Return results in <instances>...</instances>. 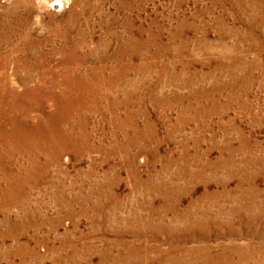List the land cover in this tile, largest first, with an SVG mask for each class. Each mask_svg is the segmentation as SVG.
Masks as SVG:
<instances>
[{"label":"rangeland","instance_id":"rangeland-1","mask_svg":"<svg viewBox=\"0 0 264 264\" xmlns=\"http://www.w3.org/2000/svg\"><path fill=\"white\" fill-rule=\"evenodd\" d=\"M247 24L235 0H0V135L7 136L0 149L5 152L0 151V235L8 230V235L17 236L21 223L37 225L25 228L20 239L4 238L0 264H114L109 259L101 263L100 256L124 255L133 245L138 248L133 255L140 257L137 262L143 257L145 264H170L162 254L171 248L169 237L142 232L138 220L164 204L160 192L152 189L164 185L169 190L192 187L181 198L179 210L203 208L213 215L224 209L221 219L235 224L233 232L215 231L218 236L203 240L190 237L185 247L246 244L256 248L251 262L264 264V230L248 231L244 222L264 218L257 212L260 206L253 207L254 216L253 211L238 209L240 203L230 200L234 196L197 201L204 192H221V172L207 173L204 183L180 174L186 166L196 170L192 156L214 167L221 156H228L223 147L240 149L242 141L250 152L247 159L264 161V47H252L255 32ZM219 64L235 71L238 84L233 88L221 89L234 74L221 72ZM6 77L7 90L1 83ZM232 95L238 102H228ZM27 133L38 138L26 141ZM55 133L71 136L60 139ZM239 151L236 167L245 156ZM249 167L250 175L258 172L257 164ZM238 183L236 177L225 183L230 195ZM254 183L264 193V172ZM230 210L234 212L228 217ZM191 214L187 218L194 217ZM157 216L151 217L152 224ZM172 217L165 215V224ZM19 244L25 246L24 263L12 254ZM5 250L10 253L7 259Z\"/></svg>","mask_w":264,"mask_h":264},{"label":"bare ground","instance_id":"bare-ground-1","mask_svg":"<svg viewBox=\"0 0 264 264\" xmlns=\"http://www.w3.org/2000/svg\"><path fill=\"white\" fill-rule=\"evenodd\" d=\"M59 1V0H58ZM235 3H237V10L240 12V13H244V19L247 21V23L249 24V29L251 31H254L255 32V35H253L251 41H252V44H253V48H255L256 50L260 51L263 49L264 47V0H260V1H257V0H251V2H247L245 3V0H235ZM83 9V8H82ZM85 13V12H84ZM237 13V12H236ZM133 15V14H132ZM131 15V16H132ZM80 16V15H79ZM74 17V16H73ZM18 21V20H17ZM201 23V22H200ZM234 23V22H233ZM247 24V25H248ZM68 25V24H67ZM227 27V26H226ZM8 28V27H7ZM19 28V27H18ZM72 28V26H71ZM1 29V28H0ZM193 29V28H192ZM246 29V28H245ZM70 30V29H69ZM76 30V29H75ZM129 30V29H127ZM66 31V30H65ZM156 31V30H155ZM239 31V30H238ZM57 33V32H55ZM67 33V31H66ZM82 33V32H81ZM249 33V32H248ZM65 34V33H64ZM69 34V33H67ZM254 34V33H253ZM70 35V34H69ZM251 35V34H250ZM10 36V35H9ZM71 36V35H70ZM246 36V35H245ZM119 37V36H118ZM129 37V36H128ZM59 38V37H58ZM113 39V38H112ZM116 39V38H115ZM151 39V38H150ZM200 39V38H199ZM237 39V38H236ZM60 40V39H59ZM76 40V39H75ZM87 40V39H86ZM85 40V41H86ZM121 40V39H120ZM209 40V39H208ZM218 40V39H217ZM73 41V40H72ZM246 42V41H245ZM130 44V43H129ZM181 44V43H180ZM250 46H251V42L249 43ZM66 45V44H65ZM72 45V44H71ZM183 45V44H182ZM217 45V44H216ZM76 46V45H75ZM79 46V45H78ZM62 47V46H61ZM71 47V46H70ZM138 47V46H137ZM236 47V46H235ZM75 48V47H74ZM211 48V47H210ZM239 48V47H238ZM254 49V50H255ZM18 50V49H17ZM68 50V48H67ZM66 50V51H67ZM73 50V48H72ZM80 50V49H79ZM252 50V49H251ZM104 51V50H103ZM74 52V51H73ZM81 52V51H80ZM123 52V51H122ZM65 53V52H64ZM28 54V53H27ZM126 54V53H125ZM79 55V54H78ZM210 55V54H209ZM212 55V54H211ZM224 55V54H223ZM9 56V55H8ZM36 56V55H35ZM60 56V55H59ZM253 56V55H252ZM3 57V56H2ZM78 57V56H77ZM235 57V56H234ZM5 58V57H4ZM55 58V57H54ZM87 58V57H86ZM7 59V58H6ZM145 59V58H144ZM71 60V59H70ZM76 60V59H75ZM99 60V59H98ZM217 61V60H216ZM7 62V61H6ZM39 62V61H38ZM66 62V61H65ZM69 62V61H68ZM94 62V61H93ZM233 62H235V60H233ZM79 63V62H78ZM153 63V62H152ZM241 63V62H240ZM239 63V64H240ZM3 65V63H1ZM12 64V63H11ZM83 64V63H82ZM87 64V63H86ZM115 64V63H114ZM231 64V63H230ZM8 65V64H7ZM81 65V64H80ZM89 65V64H88ZM99 65V64H98ZM101 65V64H100ZM23 66V65H22ZM58 66V65H57ZM77 66V64H76ZM216 66V65H215ZM240 66V65H239ZM261 66V65H260ZM11 67V65H10ZM65 67V65H64ZM113 67V66H112ZM219 69L221 72H224L226 73L227 75H231V74H234V77L232 80V82L230 84H227L225 85L224 83L220 85L221 89H225V88H230L232 86V88L234 87V85H237L238 84V80H237V77L235 75V71H233L230 66L229 67H225L224 65H218ZM237 67V66H236ZM244 67V66H243ZM4 68V67H3ZM74 68V67H73ZM79 68V66H78ZM82 68V67H80ZM84 68V67H83ZM107 68V67H106ZM234 68V67H233ZM242 68V67H241ZM254 68V67H253ZM75 69V68H74ZM237 69V68H236ZM239 69V68H238ZM245 69V68H244ZM258 69V68H257ZM3 70V69H2ZM93 70V69H92ZM250 70V69H248ZM246 69V71H248ZM83 71V70H82ZM96 71V70H95ZM109 71V70H108ZM246 71H242V72H246ZM238 72V71H237ZM252 72V71H251ZM1 73V71H0ZM3 73V72H2ZM72 73V72H71ZM75 73V72H74ZM102 73V72H100ZM104 73V72H103ZM36 74V73H35ZM66 74V73H65ZM68 74V73H67ZM80 74V73H79ZM85 74V73H83ZM87 74V73H86ZM85 74V75H86ZM95 74V73H94ZM93 74V75H94ZM243 74V73H241ZM58 75V74H57ZM64 75V74H63ZM98 75V74H96ZM103 75V74H102ZM112 75V74H111ZM247 75V74H246ZM15 76V74H14ZM27 76V75H26ZM33 76V75H32ZM73 76V75H72ZM72 76H69V77H72ZM87 76V75H86ZM142 76V75H141ZM249 76V75H248ZM254 76V75H253ZM36 77V76H35ZM59 77V76H58ZM244 77V76H243ZM39 78V77H38ZM87 78V77H86ZM99 78V77H98ZM251 78V77H250ZM14 79V78H13ZM32 79V78H31ZM104 78H102L103 80ZM134 79V78H133ZM137 79V78H136ZM242 79V78H241ZM1 80V79H0ZM33 80V79H32ZM31 80V81H32ZM101 80V81H102ZM144 80V79H143ZM10 82V79L9 78H5L1 81L2 83V86L4 88H6L5 90L9 89V84ZM12 82V81H11ZM35 82V81H34ZM106 82V81H105ZM13 83V82H12ZM31 83V82H29ZM75 83V82H74ZM136 83V82H135ZM43 84V83H41ZM100 84V83H99ZM137 84V83H136ZM220 84V83H219ZM247 84V82H246ZM251 84V83H250ZM13 85V84H12ZM66 85V84H65ZM73 85V84H72ZM217 85V84H216ZM215 85V86H216ZM263 85V84H262ZM19 86V85H18ZM77 86V85H76ZM95 86V85H93ZM103 86V85H102ZM219 86V85H218ZM23 87V86H22ZM97 87V86H95ZM105 87V86H104ZM1 88V87H0ZM13 88V87H12ZM39 88V87H38ZM74 88V87H73ZM103 88V87H102ZM116 88V87H115ZM216 88V87H215ZM227 89V90H228ZM14 90V89H13ZM75 90V89H74ZM96 90V89H94ZM99 90V89H98ZM118 90V89H117ZM92 91V90H91ZM130 91V90H129ZM87 92V91H86ZM111 92V91H110ZM74 93V92H73ZM10 94V93H9ZM16 94V93H15ZM88 94V93H87ZM86 94V95H87ZM102 94V93H101ZM11 95V94H10ZM18 95V94H17ZM64 95V94H63ZM78 95V94H77ZM94 95V94H93ZM97 95V94H96ZM76 96V95H75ZM236 96V95H235ZM232 95V97L229 98V103H233V102H238L237 98ZM105 97V95H104ZM115 97V96H114ZM131 97V96H130ZM50 98V97H49ZM72 98V97H71ZM97 98V97H96ZM165 98V97H164ZM53 99V98H52ZM87 99V98H86ZM90 99V98H89ZM95 99V98H94ZM64 100H65V97H64ZM93 100V99H92ZM100 100V98H99ZM106 100V99H105ZM114 100V99H113ZM139 100V99H138ZM83 101V100H82ZM103 101V100H102ZM120 101V100H119ZM9 102V101H8ZM12 102V101H10ZM94 102V101H93ZM63 103V101H62ZM10 104V103H9ZM107 104V103H106ZM105 104V105H106ZM112 104V103H111ZM8 105V104H7ZM67 105V104H66ZM79 105V103H78ZM84 105V104H83ZM114 105H117V103H115ZM128 105V104H126ZM135 105V104H134ZM4 106V105H3ZM24 106V105H23ZM108 106V105H106ZM22 107V106H21ZM20 107V108H21ZM70 107V106H69ZM78 107V106H77ZM82 107V106H81ZM101 107V106H99ZM121 107V106H120ZM126 107V106H125ZM128 107V106H127ZM133 107V106H132ZM166 107V106H165ZM244 107V105H243ZM12 108V106H11ZM10 108V109H11ZM15 108V107H14ZM24 108V107H23ZM63 108V107H61ZM80 108V107H79ZM84 108V107H82ZM95 108V106H94ZM97 108V107H96ZM95 108V109H96ZM107 109V107H105ZM104 108V109H105ZM113 108V107H112ZM118 108V107H117ZM2 109V108H1ZM119 109V108H118ZM124 109V108H123ZM129 109V108H128ZM186 109V108H185ZM84 110V109H82ZM99 110V109H98ZM2 111V110H1ZM4 111V110H3ZM9 111V110H8ZM15 111V110H14ZM22 111V110H21ZM92 111V110H90ZM95 111V110H94ZM104 111V110H103ZM115 111V110H114ZM119 111V110H118ZM56 112V111H55ZM89 111H87L88 113ZM106 112V111H105ZM125 112V111H124ZM135 112V111H134ZM30 113V112H29ZM71 113V112H70ZM75 113V112H73ZM86 113V114H87ZM119 113V112H118ZM129 113V112H128ZM137 113V112H136ZM136 113H135V116H136ZM57 114V113H56ZM133 114V113H132ZM84 115V114H83ZM93 115V114H92ZM106 115V114H105ZM113 115V114H112ZM2 116V115H1ZM6 116V115H5ZM17 116V115H16ZM15 116V117H16ZM98 116V115H97ZM8 117V116H6ZM5 117V118H6ZM24 117V116H23ZM67 117V116H66ZM91 117V116H90ZM112 117V116H111ZM115 117V116H114ZM132 117V116H131ZM146 117V116H145ZM10 118V117H9ZM72 118V117H71ZM100 118V117H99ZM103 118V117H102ZM13 119V118H12ZM21 119V118H20ZM78 119V118H76ZM86 119V117H85ZM123 119V118H122ZM72 120V119H71ZM105 120V119H104ZM120 120V119H119ZM129 120V119H128ZM80 121V120H79ZM112 121V120H111ZM118 121V120H117ZM133 121V120H132ZM69 122V121H68ZM76 122V121H75ZM124 122V121H123ZM47 123V122H46ZM81 123V122H80ZM98 123V122H97ZM105 123V121H104ZM107 123V121H106ZM116 123V122H115ZM114 123V125H115ZM122 123V122H120ZM4 124V123H3ZM9 124V123H8ZM61 124V123H60ZM70 124V123H69ZM74 124V123H73ZM102 124V123H101ZM132 124V122H131ZM150 124V123H149ZM22 125V124H21ZM62 125V124H61ZM79 125V124H78ZM127 125V124H125ZM129 125V124H128ZM137 125V124H136ZM5 126V125H4ZM65 126V125H64ZM63 126V127H64ZM91 126V124H90ZM131 126V125H130ZM57 127V126H56ZM89 127V126H88ZM107 127V126H106ZM126 127V126H125ZM38 128V127H37ZM74 128V127H73ZM103 128V127H102ZM112 128V127H111ZM119 128V127H118ZM3 129V128H2ZM59 129V127H58ZM61 129V128H60ZM63 129V128H62ZM81 129V128H80ZM133 129V128H132ZM149 129V128H148ZM5 130V129H4ZM74 130V129H73ZM90 130V129H88ZM109 130V129H108ZM15 131V130H14ZM56 131V130H55ZM68 131V130H67ZM148 131V130H147ZM150 131V130H149ZM33 132V131H31ZM42 132V131H41ZM62 132V131H61ZM71 132V131H70ZM77 132V131H75ZM88 132V131H86ZM107 132V131H105ZM112 132V131H111ZM119 132V131H118ZM121 132V131H120ZM136 131H134V136H136L135 138H139L138 134L136 135ZM9 133V132H8ZM43 133V132H42ZM73 133V132H72ZM96 133V132H95ZM21 134V133H20ZM45 134V133H44ZM54 133H52L51 135H53ZM79 134V132H78ZM97 134V133H96ZM105 134V133H104ZM104 134L102 136H104ZM107 134V133H106ZM124 134V133H123ZM126 134V133H125ZM150 134V133H149ZM148 134V135H149ZM37 134H32V133H27L24 137V139L26 141H29L30 139H34L35 136ZM42 135V134H41ZM55 135H57L60 139H66L68 138L69 136H71V134H57L55 133ZM76 135V133H75ZM80 135V134H79ZM91 135V134H90ZM101 135V133H100ZM18 136V134H17ZM47 136V135H46ZM56 136V137H57ZM113 136V135H112ZM122 136V135H121ZM124 136H127V135H124ZM133 136V135H132ZM7 137V136H5ZM4 137L3 134L0 135V149L3 147L2 144L4 141H6V138ZM42 137V136H41ZM55 137V138H56ZM83 137V136H81ZM89 137V136H88ZM94 137V136H93ZM107 137V136H106ZM117 137V136H116ZM119 137V136H118ZM13 138V137H12ZM38 138V137H37ZM47 138H52L53 140L55 141H58L60 142L59 140H56L55 138H53L52 136H49ZM74 138V137H73ZM72 138V139H73ZM99 138V137H98ZM23 139V140H24ZM46 139V138H45ZM75 139V138H74ZM100 139V138H99ZM110 139V138H109ZM125 139V138H124ZM151 139V137H150ZM15 140V139H14ZM48 140V139H47ZM46 140V141H47ZM52 140V141H53ZM80 140V139H79ZM113 139H111L112 141ZM117 140V139H116ZM121 140V139H120ZM123 140V139H122ZM129 140V139H128ZM136 140V139H135ZM37 141V140H35ZM45 141V140H44ZM63 141V140H62ZM99 141V140H98ZM102 141V140H101ZM127 141V139H126ZM20 142V141H19ZM30 142V141H29ZM73 142V141H72ZM87 142V141H86ZM128 142V141H127ZM42 145L44 144L43 142H41ZM99 143V142H98ZM122 143V142H121ZM130 143V142H129ZM140 143V142H139ZM240 149H235L234 147L231 148L229 145L226 146V147H223L222 149L225 150L228 154L227 157H220L217 164L214 166V167H208L206 164H200L198 162V159L197 157H194L192 156L190 159L193 160V164H196V170H190V167L186 166L184 167L181 171H180V174H184V175H190L192 177H196L197 178V181L198 183H204L206 182L203 177L205 175L210 174L212 172L214 173H219L221 172L222 174V179L221 181H219V186L221 187V192L217 193V194H209L208 192H204L199 198H197L196 200L197 201H204V200H207L208 198H221V199H224L225 196L230 199L231 197H235V199H230L232 202L235 201V202H239L240 203V206L238 209H243L245 212H248L250 213L251 211H253V207L259 205L260 206V211H257L259 214L261 215H264V193L261 192L254 184V182H256V179L258 176H260V174H262L264 172V161H262V163L260 161L257 160H254V159H251V157L249 159H247L246 155H250V152L249 151H246L245 149V141H242L240 142ZM26 144V143H25ZM51 144V143H50ZM55 144V143H54ZM73 144V143H71ZM104 144V142H103ZM112 144V143H111ZM124 144V143H123ZM138 144V143H137ZM57 145V144H56ZM60 145V144H59ZM63 145V144H61ZM106 145V144H105ZM109 145V144H108ZM121 145V144H120ZM135 145V144H134ZM11 146V145H10ZM15 145H13L14 147ZM41 146V145H40ZM64 146V145H63ZM70 146V145H69ZM100 146V145H99ZM127 146V145H125ZM136 146V145H135ZM12 147V146H11ZM18 147V146H17ZM26 147V146H25ZM65 147V146H64ZM247 147V146H246ZM29 148V147H28ZM73 148V147H72ZM116 148V147H115ZM125 148V147H124ZM5 149V148H4ZM21 149V148H20ZM76 149V148H75ZM95 149V148H94ZM111 149V148H110ZM114 149V148H113ZM112 149V151H113ZM130 149V148H129ZM251 149V148H250ZM37 150V149H36ZM35 150V151H36ZM68 150V149H67ZM241 151L243 150V155H245L241 160V163H239L240 165L238 167H236L234 165V157L236 156V152L237 151ZM249 150V149H248ZM255 150V149H254ZM1 152H4L2 150H0ZM6 151V150H5ZM72 151V150H71ZM115 151V150H114ZM118 151V150H117ZM127 151V150H126ZM239 151V152H240ZM12 152V151H10ZM19 152V151H18ZM16 152V153H18ZM73 152V151H72ZM82 152V151H81ZM98 152V151H97ZM5 153V152H4ZM55 153V152H54ZM83 153V152H82ZM99 153V152H98ZM118 153V152H117ZM13 154V153H12ZM106 154V153H105ZM120 154V153H119ZM122 154V153H121ZM238 154V153H237ZM241 154V153H240ZM252 154V153H251ZM8 155V154H7ZM10 155V154H9ZM57 155V154H56ZM77 155V154H76ZM108 155V154H106ZM130 155V154H129ZM183 155V154H182ZM254 155V154H253ZM79 156V155H78ZM92 156V155H91ZM127 156V155H126ZM125 156V157H126ZM179 156V155H178ZM11 157V155L9 156V158ZM108 157V156H107ZM111 157V156H110ZM190 157V156H189ZM129 158V157H128ZM187 158V157H186ZM35 159V158H34ZM48 159V158H47ZM124 159V158H123ZM127 159V157H126ZM131 159V158H130ZM133 159V158H132ZM165 159V158H164ZM171 159V158H170ZM33 160V159H32ZM90 160V159H89ZM182 160V159H181ZM186 160V159H185ZM108 161V160H107ZM120 161V160H119ZM131 161V160H130ZM134 161V160H133ZM166 161V160H165ZM170 161V160H169ZM173 161V159H172ZM30 162V161H29ZM92 162V161H91ZM122 162V161H121ZM179 162V161H178ZM182 162V161H181ZM174 163H176V161L174 160ZM3 162H0V165H2ZM32 164V162H31ZM54 164V163H53ZM96 164V163H95ZM103 164V163H102ZM123 164V163H122ZM128 164V163H127ZM130 164V163H129ZM172 163H170L171 165ZM182 164H184V162H182ZM186 164V163H185ZM253 164H257L258 167H256V171H258L257 173H254L253 175H250L249 174V171H248V168H250L249 166H252ZM9 165V164H8ZM22 165V164H21ZM116 165V164H115ZM126 165V164H125ZM132 165V164H131ZM191 165V164H190ZM26 166V165H25ZM124 166V164H123ZM182 166V165H181ZM193 166V165H192ZM22 167V166H21ZM131 167V166H130ZM129 167V168H130ZM168 167H169V164H168ZM172 167V166H171ZM26 168V167H25ZM177 168V167H176ZM21 169V168H20ZM92 169V168H91ZM119 169V168H117ZM131 169V168H130ZM29 170V169H28ZM35 170V169H34ZM93 171V170H92ZM179 171V170H178ZM183 171V172H182ZM18 172V171H17ZM35 172V171H34ZM42 172V171H41ZM97 172V171H96ZM114 172V171H113ZM118 172V171H117ZM7 173V172H6ZM26 173V172H24ZM39 173V171H38ZM47 174V172H45ZM61 173V172H60ZM101 173V172H100ZM99 173V174H100ZM131 173V172H130ZM179 173V172H178ZM177 173V175H178ZM27 174V173H26ZM96 174V173H95ZM98 174V175H99ZM134 174V173H133ZM4 175V173H3ZM16 175V174H15ZM14 175V176H15ZM25 175V174H24ZM136 175V174H135ZM19 176V175H17ZM33 176V175H32ZM59 176V175H58ZM86 176V175H85ZM84 176V177H85ZM28 177V176H27ZM180 177V176H179ZM183 177V176H182ZM237 178V180L239 181L238 185L236 188H233V193L230 195V193L227 191V186H226V182H228L230 179L232 178ZM9 178V177H8ZM17 178V177H16ZM31 178V177H30ZM14 179V178H13ZM34 179V178H33ZM32 179V180H33ZM40 179V178H39ZM134 179V178H133ZM15 180V179H14ZM27 180V179H26ZM99 180V179H98ZM136 180V179H134ZM38 181V180H37ZM93 181V180H92ZM138 181V180H137ZM18 182V180H17ZM101 182V181H100ZM99 182V183H100ZM195 182V183H196ZM29 183V180L28 182ZM38 183V182H37ZM105 183V182H104ZM108 183V182H106ZM144 183V182H143ZM149 183V182H148ZM151 183V182H150ZM175 183V182H174ZM10 184V183H9ZM31 184V183H30ZM36 184V183H35ZM103 184V183H102ZM111 184V183H110ZM165 184V183H164ZM163 184V185H164ZM244 184H247L248 186H246L247 188H244ZM16 185V184H15ZM32 185V184H31ZM37 185V184H36ZM94 185V184H93ZM145 185V184H143ZM148 185V184H147ZM146 185V186H147ZM161 185V186H163ZM22 186V185H21ZM27 186V185H26ZM158 186V185H157ZM172 184L169 185V187L171 188ZM13 187V186H12ZM96 187V186H94ZM181 187V186H180ZM184 187V186H183ZM15 188V187H14ZM17 188V187H16ZM32 188V187H31ZM30 188V189H31ZM106 188H107V185H106ZM151 188V187H150ZM182 188V187H181ZM192 188V187H191ZM190 187H188V189H185V188H182V189H178L176 188L175 189H170L168 188V185H164L163 187H155V188H152L156 191H159L160 192V195L163 197L164 199V204L160 207V209H158L157 211L156 210H153L152 213L153 215H150V216H147L145 218L143 217H140L138 220H139V224H140V229L142 230V232H151L150 235H154V236H160V235H164L165 238L168 236L169 238H167L166 241L170 242V245H171V248L169 247L168 249H170L169 251H167L166 253L162 252V254L164 255V257L166 256V259L165 261L170 264H255L256 261L254 262H251L253 261V250L256 249V248H253V247H250V246H234V245H221L219 247H206V246H201V245H196V246H193L192 248H187L185 247L184 245V242L187 241L188 238L190 237H193V239L195 240H203L205 238H208L209 236L211 235H216L218 236L219 234L215 233V231H220V230H225L227 232H233L234 229H235V224L234 222L232 221V219L230 220H222L221 217H224L225 214H224V209H223V213L221 211V209H217L218 211L215 212L213 215H210L209 214V210H206L204 212V209L203 208H189V209H181L179 210L178 208H180L181 206V198L183 196H187L189 195V190H191ZM13 189V188H12ZM18 189V188H17ZM23 189V188H22ZM46 189V188H45ZM82 189V188H81ZM97 189V188H96ZM101 189V188H100ZM99 187H98V190H100ZM104 189V188H103ZM147 189V188H146ZM59 190V189H58ZM90 190V189H89ZM108 189H106L105 191H107ZM3 191V190H1ZM6 191V190H5ZM20 192V190H18ZM31 191V190H30ZM39 191V190H38ZM45 191V190H44ZM70 191V190H69ZM95 191V190H94ZM94 191L90 192V193H93ZM101 191V190H100ZM112 191V190H111ZM16 192V191H14ZM26 192V191H25ZM109 192V191H108ZM154 192V191H153ZM55 193V192H54ZM57 193V192H56ZM76 193V192H75ZM80 193V192H79ZM97 193V192H96ZM99 193V192H98ZM6 194V193H5ZM9 194H11L9 192ZM103 194V193H102ZM109 194V193H108ZM235 194V195H234ZM22 195V194H21ZM24 195V194H23ZM50 195V194H49ZM57 195V194H56ZM89 195V194H87ZM95 195V194H94ZM107 195V194H106ZM105 195V196H106ZM230 195V196H228ZM7 196V195H5ZM55 196V195H54ZM80 196V194H79ZM8 197V196H7ZM32 197V196H30ZM39 197V196H38ZM108 197V196H107ZM18 198V197H17ZM24 198V197H23ZM28 198V197H27ZM37 198V197H36ZM54 198V197H53ZM60 198V197H59ZM85 198V196H84ZM89 198V197H88ZM97 198V197H96ZM104 198V197H103ZM4 199V198H3ZM13 199V198H12ZM56 199V198H55ZM72 199V198H71ZM101 199V198H99ZM59 200V199H58ZM64 200V199H63ZM62 200V201H63ZM105 200V199H104ZM107 200V199H106ZM216 200V199H215ZM4 201V200H3ZM36 201V200H35ZM68 201V199H67ZM71 201V200H70ZM75 201V200H74ZM79 201V200H78ZM83 201V200H82ZM86 201V200H85ZM90 201V200H89ZM113 201V199H112ZM193 201V200H192ZM229 201V200H228ZM8 202V201H7ZM16 202V201H15ZM104 202V201H103ZM29 203V202H28ZM74 203V202H73ZM77 203V202H76ZM80 203V202H79ZM225 203V202H224ZM223 203V204H224ZM228 203V202H227ZM19 204V203H18ZM26 204V203H25ZM69 204V203H68ZM86 204V203H85ZM84 204V205H85ZM97 204V202H96ZM95 204V206H96ZM101 204V203H100ZM230 204V203H229ZM236 204V203H235ZM234 204V205H235ZM78 205V204H77ZM83 205V204H82ZM92 205V204H91ZM110 205V204H109ZM13 206V205H12ZM21 206V205H20ZM26 206V205H25ZM63 206V205H62ZM66 206V204H65ZM94 206V207H95ZM108 206V205H107ZM112 206V205H111ZM138 206V205H137ZM150 205H148L149 207ZM199 206V205H198ZM1 207V206H0ZM30 207V206H29ZM80 207V206H79ZM86 207V206H85ZM84 207V208H85ZM90 207V206H89ZM105 207V206H104ZM109 207V206H108ZM196 207V206H195ZM224 207V206H223ZM83 208V209H84ZM111 208V207H110ZM109 208V209H110ZM219 208V207H218ZM228 208V207H227ZM68 209V208H67ZM90 209V208H89ZM234 209V208H233ZM3 210V208H2ZM72 210V209H71ZM82 210V209H81ZM95 210V209H94ZM114 210V209H113ZM31 211V210H29ZM69 211V210H68ZM73 211V210H72ZM99 211V210H98ZM226 211V210H225ZM232 210H230L229 212H226L228 217H231V212ZM3 212V211H1ZM9 212V211H8ZM191 212H193L194 214V217H188V214L192 215ZM204 212V213H203ZM234 211H232L231 213H233ZM237 212V211H236ZM254 212V211H253ZM6 213V212H5ZM35 213V212H34ZM70 213V212H69ZM78 213V212H77ZM83 213V211H82ZM240 213V211H239ZM242 213V212H241ZM240 213V214H241ZM7 214V213H6ZM75 214V212H74ZM91 214V213H90ZM117 214V213H116ZM115 214V215H116ZM154 214H157V218H158V221L157 223L154 222V224L151 223L152 219L151 217L154 216ZM167 214H171L173 217L171 220H169V225L168 224H165V215ZM33 215V213H32ZM35 215V214H34ZM104 215V214H103ZM224 215V216H223ZM234 215V214H233ZM250 215V214H249ZM253 215V214H252ZM255 212H254V216H255ZM75 216V215H74ZM86 216V215H84ZM83 216V217H84ZM91 216V215H90ZM196 216V217H195ZM5 217V216H4ZM21 217V216H20ZM79 217V216H78ZM236 217V216H235ZM259 217V216H258ZM15 218V217H14ZM155 218V217H154ZM187 218V219H186ZM234 218V217H233ZM247 218V216H246ZM5 223L7 224L8 226V229H10V224L8 223V218L5 217ZM64 219V218H63ZM76 219V218H75ZM123 219V218H122ZM156 219V218H155ZM192 219V220H190ZM229 219V218H228ZM259 219L261 220V222L263 221V224H264V218H255V217H252V218H248L246 220H244L245 224H246V228L248 229V231H256L257 230H264V225L261 223H259ZM53 220V219H52ZM234 220V219H233ZM55 221V220H54ZM63 221V220H62ZM137 221V220H136ZM154 221V220H153ZM15 222V221H14ZM26 222V221H25ZM209 225H206L207 223H209ZM55 223V222H54ZM121 223V222H120ZM16 224V223H14ZM48 224V223H47ZM137 224V223H136ZM241 224V223H240ZM13 225V224H12ZM17 225V224H16ZM53 225V223H52ZM51 225V226H52ZM56 225V224H55ZM56 227V226H55ZM54 227V228H55ZM76 227V225H75ZM134 227V226H132ZM137 227V226H136ZM15 228V226L13 227ZM29 229V228H32V229H37V225H30V224H27L25 225L24 223H21L20 225V231L17 233V236H14L16 237V239H20L18 238V236L22 235V233L25 232L26 229ZM53 228V227H52ZM119 228V227H118ZM135 228V227H134ZM138 228V227H137ZM208 228H212L213 229V233L211 234H208L209 233V230ZM117 229V228H116ZM237 229V228H236ZM5 230V229H4ZM123 230V229H122ZM128 230V229H127ZM132 230V229H131ZM130 230V232H131ZM137 230V229H136ZM135 230V231H136ZM238 230V229H237ZM119 231V230H118ZM13 232V231H12ZM38 232V231H37ZM137 232V231H136ZM139 232V231H138ZM141 232V233H142ZM8 233H10L8 230L3 234V235H0V243L4 241V238L6 237H11V238H14L12 236H10V234L8 235ZM79 233V232H78ZM220 233V232H219ZM235 233V232H234ZM260 233V231H259ZM261 234V233H260ZM221 235V234H220ZM264 235V234H263ZM73 237V236H72ZM103 238V237H102ZM264 238V237H263ZM8 239V238H7ZM107 239V238H106ZM10 240H14V239H10ZM64 240V239H63ZM192 240V239H191ZM32 241V240H31ZM173 241L177 242V243H174ZM193 241V240H192ZM109 242V241H108ZM197 242V241H196ZM201 242V241H200ZM43 244V243H42ZM199 244V243H198ZM17 245V244H16ZM125 245H127V243H125ZM195 245V244H194ZM204 245V244H203ZM258 245V244H257ZM136 246V245H135ZM133 245V248H131V251L125 253V250H124V255H118V256H115V257H108V255L106 254V256L102 255L100 256L102 262H106L108 259L111 261V263H114V264H132V262L136 261L138 258L136 257H133V255H135V250L138 248L135 247ZM138 246V245H137ZM218 246V245H217ZM252 246V245H251ZM260 246V245H259ZM24 244H19L18 246H16L14 249H13V256L19 258L20 262L24 263L26 261V255H24V252H23V249H24ZM140 247V246H139ZM263 247V246H262ZM1 248V247H0ZM40 248V247H39ZM126 248V247H125ZM130 248V246H129ZM8 249V247H7ZM28 249V248H27ZM89 249V248H88ZM26 250V249H25ZM34 250V249H33ZM36 250V249H35ZM82 250V249H81ZM141 250V249H140ZM139 250V251H140ZM28 251V250H27ZM99 251V250H98ZM29 252V251H28ZM27 252V253H28ZM33 252V251H32ZM257 252V251H256ZM264 252V251H263ZM3 256H5V259L9 258V255L10 253L8 251L5 250V252H3ZM26 253V251H25ZM26 253V254H27ZM30 253V252H29ZM143 253V252H142ZM145 253V252H144ZM143 253V254H144ZM173 253V254H172ZM177 253V255H176ZM31 254V253H30ZM35 254V253H34ZM148 254V253H147ZM179 254V255H178ZM140 255V254H139ZM153 255V254H152ZM157 255V254H156ZM263 257H264V254L262 253L261 254ZM162 256V255H160ZM160 256L159 258H157V260L155 261H159L161 260L160 259ZM255 256H256V253H255ZM71 258V257H70ZM68 259V258H67ZM100 259V260H101ZM142 260H140V262H137L138 264H145L144 262V258L142 257L141 258ZM105 260V261H104ZM148 260V259H147ZM146 260V261H147ZM257 260V259H255ZM261 260V259H259ZM69 261V260H68ZM150 262H152L151 260H149ZM65 264L66 263V260L63 261ZM72 264V260L70 261ZM109 262V261H108ZM258 262V261H257ZM70 263V264H71ZM8 264H12L10 262H8ZM25 264V263H24ZM27 264V263H26ZM106 264V263H105ZM161 264V263H160ZM260 264V263H259Z\"/></svg>","mask_w":264,"mask_h":264}]
</instances>
